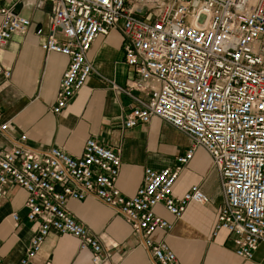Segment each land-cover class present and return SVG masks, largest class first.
<instances>
[{
    "label": "built area",
    "instance_id": "2783aa9c",
    "mask_svg": "<svg viewBox=\"0 0 264 264\" xmlns=\"http://www.w3.org/2000/svg\"><path fill=\"white\" fill-rule=\"evenodd\" d=\"M0 0V49L25 36L32 23ZM51 8L45 54L69 59L58 85L53 115H60L93 71L87 60L100 36L117 31L125 64L136 78L123 87L108 82L127 100L122 128L157 118L190 141L172 168L144 170L131 197L116 188L121 159L96 139H87L80 157L53 147L37 150L24 136L0 150V203L12 186L25 191V218L36 225L24 258L33 263L51 230L89 250L92 264L109 259L99 241L67 211L68 200L93 197L119 214L139 237L154 264H181L163 241L173 225L155 215L162 205L179 220L190 203L208 198L193 185L180 198L173 186L197 149L217 173L223 196L212 237L232 236L234 254L250 262L264 245V0H41ZM37 34L39 31L36 32ZM5 79L10 72L0 66ZM13 132L0 112V136ZM14 228L18 213L10 214ZM0 264H3L0 258ZM38 264H52L49 260Z\"/></svg>",
    "mask_w": 264,
    "mask_h": 264
},
{
    "label": "crops",
    "instance_id": "0c3cea01",
    "mask_svg": "<svg viewBox=\"0 0 264 264\" xmlns=\"http://www.w3.org/2000/svg\"><path fill=\"white\" fill-rule=\"evenodd\" d=\"M28 19L32 26L25 36H13L0 49V66L10 72L0 75V112L11 120L13 132L0 136V150H8L11 140L24 136L26 144L39 150L58 147L72 157L82 155L87 139L119 152L120 172L116 188L131 197L142 185L144 170H162L175 165V157L190 146L187 137L163 121L152 118L147 124L124 130L127 100L111 90L108 82L123 87L135 73L124 62L123 38L117 31L100 36L91 45L87 60L93 71L60 115H53L58 85L69 59L45 54L41 45L49 35L51 8L41 0H5L4 6ZM39 31L37 34L36 32ZM198 185L208 202L190 203L179 220L157 205L153 212L173 225L170 232L157 230L152 239L163 241L181 264H263L246 262L233 252L232 236L219 233L212 237L223 196L217 173L209 156L197 149L183 167L173 186V196L180 198L191 186ZM27 194L12 186L0 203V258L3 264H19L24 258L36 225L25 218ZM68 213L98 237L109 259L102 264H154L139 237L111 208L93 197L68 200ZM18 213L19 227L14 228L10 214ZM49 260L52 264H92L89 250L80 251L78 241L51 230L33 263Z\"/></svg>",
    "mask_w": 264,
    "mask_h": 264
},
{
    "label": "rangeland",
    "instance_id": "374dc122",
    "mask_svg": "<svg viewBox=\"0 0 264 264\" xmlns=\"http://www.w3.org/2000/svg\"><path fill=\"white\" fill-rule=\"evenodd\" d=\"M201 150V149H199ZM256 260L257 261H263V264H264V245H262L257 253V256H256Z\"/></svg>",
    "mask_w": 264,
    "mask_h": 264
},
{
    "label": "water",
    "instance_id": "95a60500",
    "mask_svg": "<svg viewBox=\"0 0 264 264\" xmlns=\"http://www.w3.org/2000/svg\"><path fill=\"white\" fill-rule=\"evenodd\" d=\"M18 7H19L18 5L15 6V8H14V10H13L14 13H16V11L18 10Z\"/></svg>",
    "mask_w": 264,
    "mask_h": 264
}]
</instances>
